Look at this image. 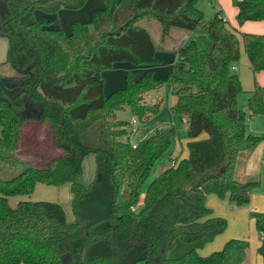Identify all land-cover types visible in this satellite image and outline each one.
Instances as JSON below:
<instances>
[{
    "label": "trees",
    "instance_id": "16d2710c",
    "mask_svg": "<svg viewBox=\"0 0 264 264\" xmlns=\"http://www.w3.org/2000/svg\"><path fill=\"white\" fill-rule=\"evenodd\" d=\"M87 1L0 0V37L8 40L5 64L16 72L0 73V264H245V239H231L207 256L199 253L227 228L206 206L208 196L228 194L231 204L243 207L260 185L235 178L240 156L264 142L247 132V112L237 105L243 88L230 70L241 56L237 31L221 10L206 20L200 0H122L120 5L104 0L89 25L75 21L69 34L34 16L77 11ZM234 6L239 25L264 20V0L234 1ZM143 20L158 22L163 43L175 28L202 29L209 46L201 49L192 41L177 50L166 78L149 72L136 80L128 73L125 86L106 96L102 73L115 64L159 63L150 33L138 25ZM241 37L253 73L264 71V34ZM165 83L176 98L172 113L187 118L188 155L161 172L141 199L142 186L176 131L159 128L133 145L121 140L129 123L118 120L117 112L129 108L140 120L149 119L161 102L147 104L145 95ZM247 110L264 117V86L255 84ZM30 123L45 126L61 152L44 166L17 154ZM203 133L208 137L198 140ZM90 154L95 173L84 185L83 162ZM20 166V173L10 174ZM38 184H70L73 221L56 202L10 206L9 198L30 196ZM250 216L264 262V212Z\"/></svg>",
    "mask_w": 264,
    "mask_h": 264
},
{
    "label": "rangeland",
    "instance_id": "374dc122",
    "mask_svg": "<svg viewBox=\"0 0 264 264\" xmlns=\"http://www.w3.org/2000/svg\"><path fill=\"white\" fill-rule=\"evenodd\" d=\"M214 1V0H212ZM212 1H209V6L216 7ZM215 8V10H216ZM223 12V11H222ZM45 14L42 11H36L35 17H39ZM54 17V16H52ZM51 26L57 27L56 20H51ZM139 26L145 28L151 35L152 40L156 47V53L158 56H172L177 57L176 52L180 47L187 46L190 42L196 41L198 47L201 49H207L210 43L209 37L205 30H199L195 33H190L181 29H173L170 39L163 44L160 41V26L155 20H143L138 23ZM59 26V25H58ZM91 26V25H90ZM71 29L67 31L69 34ZM189 36V39H187ZM187 39V40H186ZM8 47L7 38L0 37V54L2 58H6ZM3 61V62H4ZM129 64L135 68L140 67H152L156 68L157 73L161 72V75L156 76L157 78H166L170 67L168 69L161 63L157 66H135L131 63ZM118 65H121V63ZM122 66L115 65L113 71L118 70ZM167 70V72H166ZM239 70V69H238ZM110 73L109 71H107ZM127 72V70H126ZM129 72V70H128ZM136 79L135 70L130 71ZM251 72V71H250ZM0 73L4 77L15 76L16 72L10 68L9 65L0 62ZM233 74L239 77V74L243 78L248 75L242 71L232 70ZM252 73V72H251ZM118 74V73H117ZM125 74V73H124ZM126 75V74H125ZM145 74L139 77L141 79ZM126 76H124V86ZM136 79V80H139ZM117 90V89H116ZM115 91V90H114ZM113 92V91H112ZM107 94L106 96L110 95ZM248 90L244 91L241 97L242 106L243 102L249 96ZM173 94V87L165 83L161 88L148 92L145 95V102L147 104H155L161 102V108L159 112L152 115L147 120H140L138 117L132 115L129 108H125L123 111L117 112V119L128 122V136L123 137L121 140L129 141L131 144L139 143L152 134L156 129L173 127L176 131L175 138L173 139V144L171 148L156 162L153 167L149 178L146 183L142 186L140 193L141 199L144 198V194L147 190L148 185L165 169L171 165V159L178 156L179 151L183 149L180 155V159L187 157L188 155V136H187V120L186 117L176 116L172 113L171 109L173 103H175L176 98ZM241 108V107H240ZM247 112L246 125L248 130H252L253 135L261 136L264 138V117L262 116H251L247 109L243 108ZM132 118L136 119V123L132 124ZM183 119V120H182ZM29 126L24 131L23 138L21 140L17 154L20 158L27 159L36 166H44L48 161L52 160L55 156L60 155L61 152L57 150L53 144L51 136L45 126H41L36 123H30ZM98 126L92 130V135L95 134L97 137ZM1 130V129H0ZM207 133H203L198 140L207 138ZM176 148V149H175ZM164 167V168H163ZM163 168V169H162ZM22 167H17L10 171V174L15 175L20 173ZM95 172V157L94 154H90L85 158L83 166V175L81 181L85 185H89L94 177ZM236 180L240 182H251L259 181L260 185L258 188L254 189L251 193L250 204L243 207H238L230 203L229 195L227 194L224 198H220L217 195H210L206 199V206L211 209L213 217H221L227 221V228L221 235L217 236L213 242L207 244L202 248L199 253L202 256H207L215 251H219L223 248L225 243L231 239H245L249 241V249L247 251V258L245 264H264L263 258L258 254V249L260 246L259 236L256 229L255 220L251 218L252 212H264V142L259 148L244 152L240 156L235 173ZM22 201H48L56 202L63 206L68 220H73L74 216L71 209L72 195L70 190V184L63 185L61 187L47 186L44 184H39L34 194L30 196L21 197H11L9 198V204L13 208L17 207L18 203Z\"/></svg>",
    "mask_w": 264,
    "mask_h": 264
},
{
    "label": "crops",
    "instance_id": "0c3cea01",
    "mask_svg": "<svg viewBox=\"0 0 264 264\" xmlns=\"http://www.w3.org/2000/svg\"><path fill=\"white\" fill-rule=\"evenodd\" d=\"M209 1L210 0H200L198 2V8L200 10H202V12L204 13L205 19L209 20V19L213 18L214 15L219 10H221V11H223V15H224L225 19L228 21V26L232 29H235L238 33L237 36H238L239 41H240L241 56H240V60L237 63L233 64L232 67L230 68V70H231V73H232V70H236V71H242V73L245 72V74L248 75V78L247 77L243 78V76H241V74H239V79H240L241 84H242L243 92L248 90V92L250 93L249 96L246 98V101L243 102V106L241 104L242 103L241 97L239 98V96L241 94L237 98L238 107L239 108L241 107L240 109L244 111L243 108L247 109L248 99L251 95V92L254 90L255 84L257 83L261 86H264V71L257 73V74L253 73L248 55L246 54L245 49H244V44H243V39L241 37V34H244V33L264 34V20L259 21V22H246L242 25H239L237 22V19H236L237 14H238V9L234 6V1H240V0H214V1L211 0L215 6H218V9L216 7L210 8ZM121 2H122V0H116L117 5H120ZM103 8H104V0H88L87 3L85 4V6L80 10H77V11L60 10L59 12H57L55 14L45 13V14H42L41 16L35 17V18L38 20H47L50 23H52L51 20H56V23H57L56 28L63 29L67 33V31H69V28L71 29L72 23L75 21L79 22L81 24H84V25H89L91 23L93 14L95 12L103 9ZM215 8H216V10H215ZM52 16H54V17H52ZM70 33H71V31H70ZM190 33L192 34L195 32H190ZM187 39H189V36H187ZM160 41H161V36H160ZM166 42H164V43L162 42V43L165 44ZM194 42L196 43V41H194ZM6 55H7V53H6ZM156 58L159 61V63H157L155 65H141V66H157L158 64L164 63L163 65L164 66L166 65L164 68L168 69L169 67L171 68V66L175 63L177 57L164 55L160 59V57L156 53ZM3 61H4V58H2V54H0V62H2L3 64H5L6 58H5V61L4 62ZM115 65L122 66V67H120L118 70L112 72ZM115 65L113 66V68L111 70H108L110 73H108L107 71L102 73L104 83H105V87H104V94L105 95L112 93V91H114L116 89L123 88L124 87V79L123 78L128 73H130L132 75V73L130 71L135 70V73L137 75L136 79H139L140 76H142L143 74H147L149 72L153 73L154 76L155 75L156 76L161 75V72L157 73L156 68H152V67H140V68L137 67V68H135L129 64H122V63H121V65H118V63ZM126 70H127V72H126ZM128 70H129V72H128ZM166 72H167V70H166ZM132 77H133V75H132ZM186 120H187V118H186ZM246 130L250 134L254 133L252 130H248L247 125H246ZM136 144L137 143H135L133 145H136ZM182 152H183V149L179 151V154H178V156H176V158L171 159V162L179 159ZM84 162H85V160H84ZM84 162H83V166H84ZM37 186H36V189H37ZM59 187H61V186H59ZM67 220H68V217H67ZM68 221L71 222L73 220H71V221L68 220Z\"/></svg>",
    "mask_w": 264,
    "mask_h": 264
},
{
    "label": "built area",
    "instance_id": "2783aa9c",
    "mask_svg": "<svg viewBox=\"0 0 264 264\" xmlns=\"http://www.w3.org/2000/svg\"><path fill=\"white\" fill-rule=\"evenodd\" d=\"M136 123V119L135 118H132V124H135ZM135 147V146H134ZM134 210V209H133Z\"/></svg>",
    "mask_w": 264,
    "mask_h": 264
}]
</instances>
